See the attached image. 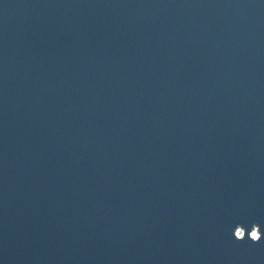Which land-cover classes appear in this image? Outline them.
<instances>
[{
	"label": "water",
	"instance_id": "1",
	"mask_svg": "<svg viewBox=\"0 0 264 264\" xmlns=\"http://www.w3.org/2000/svg\"><path fill=\"white\" fill-rule=\"evenodd\" d=\"M264 0H0V264H264Z\"/></svg>",
	"mask_w": 264,
	"mask_h": 264
},
{
	"label": "clouds",
	"instance_id": "2",
	"mask_svg": "<svg viewBox=\"0 0 264 264\" xmlns=\"http://www.w3.org/2000/svg\"><path fill=\"white\" fill-rule=\"evenodd\" d=\"M234 237L236 240L241 242L245 241L247 238L253 243H260L264 241V231H262L261 225L259 223L253 225L250 233L244 226H237L234 229Z\"/></svg>",
	"mask_w": 264,
	"mask_h": 264
}]
</instances>
